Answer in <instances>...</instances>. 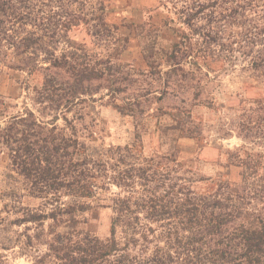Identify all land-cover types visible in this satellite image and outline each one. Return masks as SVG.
Listing matches in <instances>:
<instances>
[{"label":"trees","instance_id":"obj_1","mask_svg":"<svg viewBox=\"0 0 264 264\" xmlns=\"http://www.w3.org/2000/svg\"><path fill=\"white\" fill-rule=\"evenodd\" d=\"M177 1L172 9L185 32L165 54L170 73L181 71L185 78L205 69L208 75L214 65L243 60L249 77L264 82V0H182L181 6ZM67 3L63 10L62 0H0V80L7 76L28 90L14 74H25L26 81L42 75L40 89L34 90L40 118L24 108L0 124V155L8 157L9 170L22 179L28 196L55 199L48 211L23 210L9 223L0 216V264L1 251L18 244L24 251L45 247L32 264H264L262 153L245 147L225 152V168L240 170L235 184L224 176L194 178L176 164L159 178L153 165L135 166L122 153L113 155L119 147L104 155L86 151L57 127L59 115L68 123L66 113L74 102L92 95V82L104 76L69 37L81 26L90 33L97 15L92 19L74 10L81 0ZM54 7L61 11L52 12ZM59 45L67 50L57 55ZM5 107L0 104V117ZM50 114L52 119L44 121ZM107 183L124 195L104 205L112 216L108 237L100 239L78 228L85 224L79 216L92 209L95 190ZM201 183L208 190L196 191ZM63 197L70 202L61 203ZM13 225L24 226V232L14 240L1 237Z\"/></svg>","mask_w":264,"mask_h":264},{"label":"rangeland","instance_id":"obj_2","mask_svg":"<svg viewBox=\"0 0 264 264\" xmlns=\"http://www.w3.org/2000/svg\"><path fill=\"white\" fill-rule=\"evenodd\" d=\"M172 1L81 0L75 6L74 10L80 9L92 19L97 15V19L91 23L94 28L90 33L81 26L69 37L81 46L79 53L86 61L104 70V76L92 82V95H83L74 102L66 113L68 123L61 114L56 125L64 135L76 138L86 151L97 150L104 155L109 148L119 147L121 150L113 155L119 157L122 153L125 161L135 166L153 165L159 178L176 164L191 170L194 178L215 181L224 176L223 180L238 183L240 170L225 168V152L245 147L264 155V82L249 77L243 70L247 66L243 60L214 65V72L208 75L205 69L203 74L194 71L185 78L181 71L170 73L165 54L185 32L174 15ZM182 2L177 4L181 6ZM62 5L63 10L68 9L67 0H62ZM52 10L61 11L56 7ZM57 47V55L66 48ZM145 54L150 56L149 62ZM14 75L22 87L29 89H21L7 76L0 80V104L6 106L0 117L2 126L24 108L40 118L34 90L40 89L41 73L28 81L25 74ZM115 105L128 108L120 112ZM52 117L45 115L43 120ZM182 130L192 137L182 135ZM9 163L6 155H0V216L9 223L23 210H50L55 199L28 196L22 179L9 170ZM195 186L198 192L208 190L206 183ZM123 195L120 188L109 183L103 190H95L92 209L79 216L85 224L78 228L100 239L107 238L112 212L104 205ZM60 202L68 203L70 199L63 197ZM8 229L1 237L14 240L24 232V226ZM20 246L1 251L4 264H32V257L46 250L39 246L24 251Z\"/></svg>","mask_w":264,"mask_h":264}]
</instances>
